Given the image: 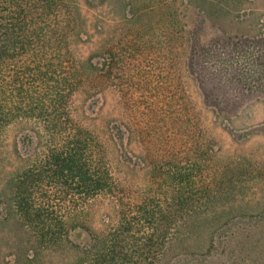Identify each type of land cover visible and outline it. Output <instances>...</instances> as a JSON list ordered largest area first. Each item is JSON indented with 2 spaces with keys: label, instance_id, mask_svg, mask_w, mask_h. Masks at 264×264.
I'll use <instances>...</instances> for the list:
<instances>
[{
  "label": "trees",
  "instance_id": "trees-1",
  "mask_svg": "<svg viewBox=\"0 0 264 264\" xmlns=\"http://www.w3.org/2000/svg\"><path fill=\"white\" fill-rule=\"evenodd\" d=\"M237 8L125 0L113 37L82 59L72 0H0V156L8 130L21 127L16 163L0 176V227L14 222L28 237L17 264L47 253L70 254L64 264H264V196L249 195L264 183V165L223 158L189 91L197 84L226 115L264 97V37L201 38L207 21ZM111 89L140 149L130 162L144 171L139 186L118 184L105 143L73 109L77 95ZM101 198L116 221L96 231L88 206Z\"/></svg>",
  "mask_w": 264,
  "mask_h": 264
},
{
  "label": "rangeland",
  "instance_id": "rangeland-1",
  "mask_svg": "<svg viewBox=\"0 0 264 264\" xmlns=\"http://www.w3.org/2000/svg\"><path fill=\"white\" fill-rule=\"evenodd\" d=\"M72 1L80 8L83 18L80 37L75 42V50L80 58L86 59L113 37L126 13L125 0H90L91 5H87L85 0ZM234 1L238 8L232 11L233 15L229 19L207 21L201 37L202 41L226 34L264 37V0ZM189 91L202 112L207 132L216 141L223 158L246 157L264 165V134L261 133L264 125V97L261 94H254L232 114L226 115L204 103L197 84L189 83ZM73 109L77 119L94 131L105 143L112 172L118 184L141 185L144 181V171L130 164L131 161L137 160L140 149L125 128L127 121L121 111L117 93L111 89L95 99L77 95L73 100ZM19 128L21 127L16 126L8 130L0 156V176H4V173L12 169L16 163L12 148L14 138L20 133ZM119 128L124 132H120ZM260 187L255 188L249 195L255 198L264 196V183ZM88 207L89 221L96 231H103L108 223L115 224L116 215L109 200L97 199ZM19 228L14 222L0 227V264H17V258H21L24 251L28 250V237ZM250 231L253 233L252 229ZM208 236L204 237L205 248L209 246ZM245 236L243 246L250 249L252 242ZM233 240L236 242L235 238ZM228 245L230 247L229 243ZM231 246L234 247V244L232 243ZM221 249L219 248V251ZM177 252L178 249L170 252L171 260H177L174 257ZM69 256L70 254L61 256L58 253H47L41 256L40 264H64ZM223 259L224 262H229L228 257ZM218 260L217 257L216 261Z\"/></svg>",
  "mask_w": 264,
  "mask_h": 264
}]
</instances>
